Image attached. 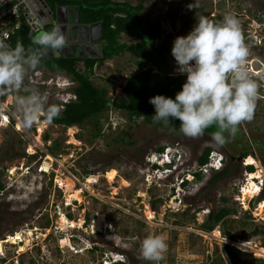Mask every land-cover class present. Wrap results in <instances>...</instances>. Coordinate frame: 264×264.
I'll return each mask as SVG.
<instances>
[{"label": "rangeland", "instance_id": "374dc122", "mask_svg": "<svg viewBox=\"0 0 264 264\" xmlns=\"http://www.w3.org/2000/svg\"><path fill=\"white\" fill-rule=\"evenodd\" d=\"M143 4V14L160 27L163 42L170 45L167 63L173 75L179 74L171 53L173 42L186 36L196 19L232 14L239 20L250 52L247 68L262 79L253 78L258 97L252 119L238 125L235 136L224 133L228 142L223 146L212 135L177 137L114 108L101 115L100 135H95L93 122L64 127L41 117L24 129L14 104L16 93L0 97L7 105L5 112L0 105V113L7 116L6 122L0 117V264H264V253L259 252L264 249V0H144ZM40 31L44 30L33 33V40ZM168 32L171 37H166ZM121 41L136 39L122 36ZM135 61L127 52L115 56L95 65L90 79L107 87L112 100H122L126 77L138 71ZM77 68H83L81 62ZM36 70L29 71L24 87L45 94L49 104L62 109L73 98L75 83L64 72ZM182 76L185 82L186 74ZM53 140L65 151L57 163L51 159L56 154L48 151ZM172 147L178 151L176 170L164 163L169 157L157 159ZM205 147L220 153L223 164L230 167L229 174L214 183H210L212 171L200 173V179L193 175ZM249 164L253 171L248 176ZM253 177H259L260 188ZM247 181L255 188L246 187L249 194L244 196ZM222 206L233 212L205 231L201 224L208 212ZM146 211L152 213L151 219ZM223 230L236 236L228 241L242 252L234 259L223 252L228 239ZM149 233L165 240L159 262L140 258L141 241Z\"/></svg>", "mask_w": 264, "mask_h": 264}, {"label": "clouds", "instance_id": "9594fccd", "mask_svg": "<svg viewBox=\"0 0 264 264\" xmlns=\"http://www.w3.org/2000/svg\"><path fill=\"white\" fill-rule=\"evenodd\" d=\"M59 7H61L60 17L64 19V8ZM189 8H194V5L190 4ZM48 9L49 22L46 25L52 24L53 28L50 31H40L34 37V43L41 46V49L29 50L26 53L22 44L17 43L13 49L0 39V97L16 93L14 104L19 115V124L24 129H30L41 116L51 123L61 112L58 105L48 103V97L45 94L24 87L29 71L37 69L47 51L56 50V53L61 54L58 49L66 45L65 35L57 23V15L56 18H52V12L49 7ZM74 11L76 9H72L73 18L77 19ZM66 12L69 16L70 10L67 6ZM88 26H90L89 29L85 31L90 38L84 43L91 46L89 42L99 40L95 37L98 35L97 28L99 26L100 29V24ZM31 32L33 34L35 31L31 30ZM97 50L99 48H96V52ZM171 53L179 73L174 75L186 74V81L174 99L162 94L150 98L149 102L155 107L153 119L165 123L171 119H178L180 131L191 138L204 135L205 129L216 124L219 130L212 133L211 139L217 145H225L228 142L225 132L235 136L237 126L243 121L252 119L258 97V85L253 78L258 77L262 80L257 73H254V69L249 71L247 68L250 52L248 45L244 42L239 20L232 14H226L220 22H215L201 15L186 36L175 38ZM21 91L26 94L20 95ZM172 149L171 152L161 153L158 160L169 157V160L164 163L167 168L176 170L177 165H180L178 151L176 147ZM212 153L221 157L222 165L218 168L211 167V171L216 172L221 170L224 158L220 153L210 151L208 161ZM153 163L157 164V162ZM249 165L252 166V164ZM197 172L200 173V171ZM257 178L259 177L253 179L254 183L257 182ZM228 241L229 239L226 240ZM166 247L163 236L149 233L141 241L140 258L159 262L163 258Z\"/></svg>", "mask_w": 264, "mask_h": 264}, {"label": "trees", "instance_id": "16d2710c", "mask_svg": "<svg viewBox=\"0 0 264 264\" xmlns=\"http://www.w3.org/2000/svg\"><path fill=\"white\" fill-rule=\"evenodd\" d=\"M144 0H139L136 4L127 1L116 0H44L52 12L59 6H67L76 9L77 21L79 24L92 25L100 24V44L94 56L86 57H64L62 54H56L55 50L49 49L47 54L41 59L37 70L46 67L50 71L64 72L69 75L75 85L71 88V94L74 96L62 104L60 115L52 123L64 127L80 126L85 122H93L98 130L95 135H100L101 124L99 119L101 115L109 108L125 111L131 120L141 118L143 123L153 125L156 128H166L177 137L185 136L180 131V121L171 119L165 123L156 121L152 115L155 114V107L149 102L150 98L162 94L166 97L175 98L178 91L182 89L184 79L182 75H172L168 70V53L170 45L163 42L164 34L160 27L149 17L143 14ZM9 5V4H8ZM1 6V5H0ZM23 20V19H22ZM222 19L214 18L213 21L220 22ZM53 25L44 26L43 30L50 31ZM135 38V42L121 41V37ZM171 37L167 33L166 37ZM12 48L17 43L23 45L26 53L29 50L41 49L33 40V34L28 41H23L15 30L11 35ZM129 53L136 61L138 71L126 77L125 84L121 87L124 96L122 100L111 99L107 87H98L90 79L95 65L102 64L123 53ZM81 62L83 68H77V63ZM151 64V66H148ZM155 66L156 70L152 69ZM4 98V97H2ZM41 119L45 120L43 116ZM218 126L213 124L205 129L206 134L212 135L218 131ZM226 133V132H225ZM48 136H45V139ZM162 152L163 147L158 149ZM50 153H65L60 148L58 141L53 140V144L48 148ZM210 147H205L203 152L197 158L199 166L208 161ZM244 155H247L244 152ZM157 168L156 165H154ZM246 169L253 171L251 165ZM230 172V167L214 172L210 183L226 177ZM194 176L200 179V173L194 172ZM183 182L182 186H185ZM3 184L0 182V190ZM224 200V199H223ZM233 212L226 206L220 207L217 211L210 210L206 220L201 224L205 231H211L214 227L222 223L225 217ZM223 234L229 240H235L236 236L226 230ZM223 252L228 259H234L242 252L233 244L226 242L223 244Z\"/></svg>", "mask_w": 264, "mask_h": 264}, {"label": "built area", "instance_id": "2783aa9c", "mask_svg": "<svg viewBox=\"0 0 264 264\" xmlns=\"http://www.w3.org/2000/svg\"><path fill=\"white\" fill-rule=\"evenodd\" d=\"M0 5V39L11 48V35L21 24L25 23L32 31H36L42 29L49 22V9L43 0H0ZM0 105L1 110L5 112L7 105L4 106L1 102ZM58 155L60 156V153L51 158L52 160L55 159L56 163ZM220 159L221 157L212 153L209 156L208 163L200 166L198 171L202 174H207L211 171V167H220L222 165ZM39 168L43 171L46 169L42 165H39Z\"/></svg>", "mask_w": 264, "mask_h": 264}, {"label": "water", "instance_id": "95a60500", "mask_svg": "<svg viewBox=\"0 0 264 264\" xmlns=\"http://www.w3.org/2000/svg\"><path fill=\"white\" fill-rule=\"evenodd\" d=\"M64 10H63V14L65 15L64 19H61L60 17V11H61V7H58L57 8V12H56V15H57V23L58 25L61 26V30L63 32V34L65 35V38H66V45L62 48V49H58L59 52L64 56V57H86V56H93V54L89 53V51L87 49H85L84 47L87 46V45H84L82 44L83 47H81L79 45V43H81V41H77L75 39H71V35L75 34V33H78V32H81L82 30H86V29H89L90 26L88 25H82V24H79L77 22V19L74 17L73 21H68L66 16H67V12H66V7H63ZM76 11H74V16L76 15L75 14ZM72 27H75V33L74 31L72 30ZM93 28V26H91ZM98 30V35L97 37H95V39H100V29H99V26L97 28ZM18 34H19V37L23 40V41H28L30 38H31V35H32V32L31 30L29 29V27L26 25V24H23L19 27L18 29ZM91 40H94V39H91ZM73 44L75 43L76 46H78V48H80V52L78 51H75V49H72L71 46L69 44ZM78 43V44H77ZM84 43V41L82 42ZM92 47H95L96 48H100V44H96V45H91ZM84 50H87V51H84ZM97 55V54H96ZM158 159V157H157Z\"/></svg>", "mask_w": 264, "mask_h": 264}, {"label": "flooded vegetation", "instance_id": "af4514ba", "mask_svg": "<svg viewBox=\"0 0 264 264\" xmlns=\"http://www.w3.org/2000/svg\"><path fill=\"white\" fill-rule=\"evenodd\" d=\"M63 7H66V6H63ZM69 8V10H70V15L69 16H67V20L68 21H72L74 18H73V12H72V9H75V8H70V7H68ZM72 30L74 31L75 30V27H72ZM74 33H75V31H74ZM73 36V38H72V40L73 39H75V40H77V41H81V42H83V41H89V38H90V36L86 33V31L85 30H82L81 32H78V33H75V34H73L72 35ZM90 44H94L93 42H89ZM78 44V43H77ZM79 44H83V46L84 45H87V46H85L84 48L85 49H87L88 51H89V53H91V54H94V53H96V49H95V47H92V46H90L89 44H87V43H79ZM70 46H71V48L72 49H75V51H79L80 52V48H78V46H76L75 45V43H73V44H69ZM80 45V46H81ZM83 46H81V47H83ZM87 50H84V51H87ZM223 163H224V160H223ZM226 167H228V165L227 164H223V166H222V168L221 169H225ZM262 191V190H261Z\"/></svg>", "mask_w": 264, "mask_h": 264}, {"label": "bare ground", "instance_id": "6f19581e", "mask_svg": "<svg viewBox=\"0 0 264 264\" xmlns=\"http://www.w3.org/2000/svg\"><path fill=\"white\" fill-rule=\"evenodd\" d=\"M0 117H2L3 119H4V121L6 122L7 121V116L5 115V114H2V113H0ZM20 125V124H19ZM91 178V177H90ZM254 178V177H253ZM94 180V179H93ZM92 182V181H91ZM257 184V183H256ZM257 186H258V184H257ZM246 187H248V188H251L252 190L255 188V184H253L252 182H249V181H247V185L245 186V187H243L244 189H243V194H244V196H248V194H249V191H248V189L246 188ZM258 188H259V186H258ZM260 190H258V192H259ZM146 215H147V218L148 219H151L152 217H153V215H152V213L150 212V211H146ZM218 233V232H217ZM257 251V250H256ZM259 252H263L264 253V249H260L259 250Z\"/></svg>", "mask_w": 264, "mask_h": 264}, {"label": "crops", "instance_id": "0c3cea01", "mask_svg": "<svg viewBox=\"0 0 264 264\" xmlns=\"http://www.w3.org/2000/svg\"><path fill=\"white\" fill-rule=\"evenodd\" d=\"M68 15H69V14H68ZM62 19H63V18H62ZM70 37H71V39L73 38V36H72V35H71Z\"/></svg>", "mask_w": 264, "mask_h": 264}]
</instances>
